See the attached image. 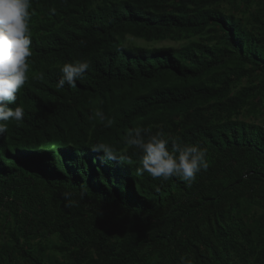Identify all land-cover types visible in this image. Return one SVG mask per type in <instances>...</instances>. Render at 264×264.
I'll return each mask as SVG.
<instances>
[{
  "label": "trees",
  "instance_id": "1",
  "mask_svg": "<svg viewBox=\"0 0 264 264\" xmlns=\"http://www.w3.org/2000/svg\"><path fill=\"white\" fill-rule=\"evenodd\" d=\"M257 2L32 0L28 79L9 105L25 115L0 136V264H264V124L240 118L264 110ZM210 31L178 50L128 39ZM75 61L89 69L58 88ZM137 127L169 152L206 149L207 169L190 185L137 175ZM96 143L127 160L103 162Z\"/></svg>",
  "mask_w": 264,
  "mask_h": 264
},
{
  "label": "clouds",
  "instance_id": "2",
  "mask_svg": "<svg viewBox=\"0 0 264 264\" xmlns=\"http://www.w3.org/2000/svg\"><path fill=\"white\" fill-rule=\"evenodd\" d=\"M32 0H0V136H4L10 122H21L24 119V108L16 105L17 93L23 88L30 67L29 58L32 56L30 36V8ZM89 64L83 61L66 63L61 68V78L57 82L58 88L65 84L76 87V81L81 79ZM106 126L113 123L103 113H97ZM145 129L129 130L125 143L138 147L142 156L140 165L136 168L137 175L149 174L152 178L168 180L177 177L189 185L195 180L197 173L206 170V149L198 146L172 145V152L168 150V141L162 132L150 136L145 141ZM92 151L102 153L103 162H125L127 156L119 153L106 143H96ZM66 207L74 206L70 193H65ZM187 264H191L188 261Z\"/></svg>",
  "mask_w": 264,
  "mask_h": 264
},
{
  "label": "rangeland",
  "instance_id": "3",
  "mask_svg": "<svg viewBox=\"0 0 264 264\" xmlns=\"http://www.w3.org/2000/svg\"><path fill=\"white\" fill-rule=\"evenodd\" d=\"M260 5L264 6V4H259L258 2L254 4V6L252 7V10L258 9L260 7ZM235 7L237 8V10L233 11L231 9L230 6H228V10L230 9L231 11L235 12L236 14H238L239 17H242V14H246L247 13H243L240 11V8H243L242 3H240V1H238V3L235 5ZM244 17V16H243ZM213 38H217V34L213 31L207 32L203 35H197L191 38H183L181 40H175V39H168V40H164V41H152V42H147L145 40H141V39H135L133 37H128L130 42H133L137 45L140 46H146V47H171L173 49H180L183 46L187 45L189 42L191 41H204L206 43H209L212 41ZM248 85L247 80H243V82L241 84H239L237 86V88L233 91V94L236 93L237 91H239L241 89V87ZM251 108L247 107L244 111V115L241 116L240 118H244L246 121H252L255 120L257 123L260 124H264V110H263V114L257 112L256 114H252L251 112L249 113V110ZM50 241L55 242L56 241V237L52 236L50 237ZM54 255V252H51ZM20 264H26L23 261H20Z\"/></svg>",
  "mask_w": 264,
  "mask_h": 264
}]
</instances>
